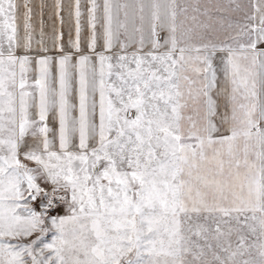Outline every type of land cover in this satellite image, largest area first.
I'll list each match as a JSON object with an SVG mask.
<instances>
[{
  "label": "snow or ice",
  "instance_id": "6c2138e0",
  "mask_svg": "<svg viewBox=\"0 0 264 264\" xmlns=\"http://www.w3.org/2000/svg\"><path fill=\"white\" fill-rule=\"evenodd\" d=\"M18 7L0 0V264H264V0L222 39L177 0H73L68 50L36 58Z\"/></svg>",
  "mask_w": 264,
  "mask_h": 264
},
{
  "label": "crops",
  "instance_id": "0c3cea01",
  "mask_svg": "<svg viewBox=\"0 0 264 264\" xmlns=\"http://www.w3.org/2000/svg\"><path fill=\"white\" fill-rule=\"evenodd\" d=\"M137 0H111L113 5H128L127 11L130 15L135 14L138 11V5H136ZM58 0H17L18 7V30L19 37L21 38V44L24 43L25 30L23 27L24 20L23 14L25 12L24 4L27 3L28 7L31 8V35L32 41L29 49H25L24 47H20L17 49V55H29L30 57L36 58L39 55H49L52 57H56L59 55V50L57 44H63L65 46V50H68V41L70 37L72 39L75 38V22L71 16L72 11V3L73 0H59L62 5L60 9L59 16L57 15L56 4ZM98 2L102 3V0H98ZM84 0H82V4ZM249 0L245 2L244 5H248ZM147 9V8H146ZM116 9L114 7V13ZM120 18H123V11L120 12ZM82 32H81V47L84 51H87L86 43L87 38L89 36V30L86 23V12L85 16L82 18ZM148 25L145 24V28L147 29ZM131 30V25H130ZM43 34V35H41ZM60 34L61 39L56 41L55 37ZM236 32L233 34L235 35ZM163 37L161 35V42H163ZM42 39V44L40 43ZM247 37H240V42L246 43ZM102 44V37L98 36V48ZM258 48L264 49V42L258 43ZM43 49H47V52H44ZM51 77L50 82L53 87L58 86V67L55 59L52 61L50 65ZM38 77L37 66L35 64V59H33L32 70L28 73V79L31 83ZM221 85H223V79H220ZM29 91H33V89H28ZM38 96V93H35ZM213 98L216 100L218 105V116L217 120H219L220 116L229 112L228 101L225 94L221 93L217 95L215 91L213 92ZM49 126L52 128L58 127L56 119L50 115L49 117ZM219 133L220 134H229L227 129L228 125L225 124L220 126L218 124ZM60 214H63V208L58 209Z\"/></svg>",
  "mask_w": 264,
  "mask_h": 264
},
{
  "label": "rangeland",
  "instance_id": "374dc122",
  "mask_svg": "<svg viewBox=\"0 0 264 264\" xmlns=\"http://www.w3.org/2000/svg\"><path fill=\"white\" fill-rule=\"evenodd\" d=\"M245 2L247 0H177L178 4L188 8L186 14L178 15V21L184 20L186 26L194 27L198 32L218 35L222 39L225 35H233L237 31L235 28L229 29L228 25L241 21L243 12L236 10V4L245 6ZM139 3L147 4L148 0H137L136 5ZM147 15L148 9H145L146 18ZM193 16L196 17L195 21L191 19ZM160 35L165 36L166 33L161 32ZM220 79L223 77L221 76ZM50 239L51 234L45 237L46 241Z\"/></svg>",
  "mask_w": 264,
  "mask_h": 264
}]
</instances>
